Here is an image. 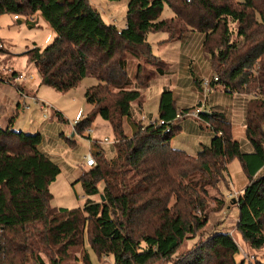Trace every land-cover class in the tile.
Returning a JSON list of instances; mask_svg holds the SVG:
<instances>
[{
    "label": "trees",
    "instance_id": "obj_1",
    "mask_svg": "<svg viewBox=\"0 0 264 264\" xmlns=\"http://www.w3.org/2000/svg\"><path fill=\"white\" fill-rule=\"evenodd\" d=\"M164 6L172 18L160 19ZM3 14L27 21L39 14L54 33L46 47L22 53L40 85L67 93L85 78L96 81L84 92L91 108L71 138L89 139L86 130L100 118L115 135V152L107 159L102 149L94 151L96 166L77 179L87 197L81 208H51L49 185L60 169L40 150L41 134L14 130L13 117L0 127V264H63L78 249L82 264H90L85 237L98 258L111 256L115 264H237L239 248L230 233L207 234L177 255L203 233L209 214L223 209L220 185L234 159L248 179L235 202L236 231L250 249L264 247V0H128L122 29L104 23L88 0H0ZM185 31L197 32L205 48L218 36L209 57L217 56L223 71L209 85L220 84L230 95H252L244 109L250 150L243 151L231 122L214 108L197 117L212 134L209 144L195 156L173 149L170 142L181 122L176 116L188 109L176 106L169 88L162 89L158 100L156 120L164 124L144 126L134 118L133 106H140L153 74H143L139 62L129 75V60L149 64L156 59L147 40L150 33L181 39ZM154 66L157 76L166 74ZM19 75H0V82L24 94L25 85L16 84ZM125 122L133 127L130 136L124 133Z\"/></svg>",
    "mask_w": 264,
    "mask_h": 264
},
{
    "label": "rangeland",
    "instance_id": "obj_2",
    "mask_svg": "<svg viewBox=\"0 0 264 264\" xmlns=\"http://www.w3.org/2000/svg\"><path fill=\"white\" fill-rule=\"evenodd\" d=\"M88 1L99 12L104 23L114 25L117 29H122L125 26L128 0L118 2L107 0ZM172 17V11L164 6L160 19H170ZM32 22L33 25L30 27L27 19L23 16H19V20H15L13 15L10 14L0 16V49L3 50L0 51V75L10 77L11 72H16L18 75L33 76L34 78L33 81L28 79L29 81L16 82V84H24L26 87L22 92L27 96L23 98L16 92L13 85L0 82V125H3L6 119L13 117L12 126L14 130L26 134H41L40 150L47 154L60 169L55 181L49 185V192L52 195L50 207L69 210L81 208L87 197H85L82 186L77 182V179L81 174L88 171L83 167L84 157L89 151L93 154L99 148L103 150L105 158H112L115 152L114 146L113 144L102 143L98 147H92L90 140L84 136L81 137L75 134L71 138L73 123L80 121L91 108L84 99V92L86 88L95 85L96 81L89 77L85 78L76 88L67 93H58L50 87L40 85V77L37 71L29 64L27 57L22 56V53L33 46L46 47L53 41L54 33L39 14L36 21L34 18ZM183 36L181 39H177V37L168 38L164 32L150 33L147 40L152 55L156 59L150 58L149 64H145L143 60L136 62L134 59H130L127 67L128 74L132 75L137 63L140 62L144 71L143 74L152 72L153 82L151 84L169 86L176 79V73L180 71L183 75L187 68L186 75L191 84L185 79L179 84V87L187 88V94H181L180 96L179 87L176 88L175 92L177 99L182 100L181 107L188 109V112H193L199 107L206 109V105L209 109L214 105H219L221 108L218 112H223L226 118L232 122L234 137L242 144L243 151L250 150V146L246 142L245 136H243V125L245 105L252 95L247 96L242 93L230 95L224 91L220 84L205 86L206 80L210 82L215 77H219V74L223 71V66L219 64L217 56L215 58L209 57V53L215 49L218 36L214 37L206 48L201 43V37L197 32L185 31ZM180 55H182L181 58ZM210 56L212 55L210 54ZM157 62H160V65ZM178 62H182L183 69L177 65ZM152 64H156L167 75L157 76L153 73L155 66ZM191 79H195L196 83L193 84ZM198 84H201V89L197 88ZM212 89L214 92L207 98L206 96L212 92ZM191 93H193L194 99L189 98ZM36 101L51 106L52 109L48 112L47 119L43 118V113L39 110ZM17 102L25 103L29 109L22 110L20 105L16 106ZM156 104L157 101L147 102L144 112L148 116H144L148 119H150V116L153 119L157 118ZM187 106L191 107L188 108ZM138 108L140 106H133L134 110H138ZM55 113L60 114L63 121H59L58 115ZM134 118L140 122L138 116ZM180 120V131L172 138L171 147L182 150L190 156H195L200 151L201 146L209 144L211 132L206 123L200 119L184 118V120ZM92 129L98 130L94 135V138L97 137L98 140L102 141L103 138L107 137L113 142L115 139L109 125L100 118H97ZM123 129L127 136H130L133 131V127L127 122L123 124ZM68 139H70V142ZM225 178L226 182L220 185L225 200L223 209L218 213H210L208 225L203 233L186 242L177 255L185 254L191 250L194 245L202 242L207 234L222 232L230 233L238 245L239 250L235 256L237 264H253L256 260L264 263V247L259 250L250 249L243 242L235 228L238 219L235 202L248 183L247 176L238 159L230 162ZM102 187L103 185L100 183L98 189L101 190ZM93 200L98 201V197H94ZM84 247L89 255L90 264H115L111 256L98 258L92 251L86 237ZM82 255V249H78L76 252L72 251L63 264H82ZM44 261L48 262L45 258ZM154 264L168 263L157 262Z\"/></svg>",
    "mask_w": 264,
    "mask_h": 264
},
{
    "label": "crops",
    "instance_id": "obj_3",
    "mask_svg": "<svg viewBox=\"0 0 264 264\" xmlns=\"http://www.w3.org/2000/svg\"><path fill=\"white\" fill-rule=\"evenodd\" d=\"M35 18V21H36V19L38 18V14H35V15H33V16H31L29 19H28V23H29V25H30V27L33 25V22H32V19H34ZM180 58L182 57V55H180L179 56ZM178 66H180V67H182V69L184 68L183 66H182V62H178V64H177ZM186 68V67H185ZM187 68H186V71H185V76H184V74L183 75H181V73H180V71L178 72V73H176V79L169 85V86H156V85H154V84H151L152 82H153V80L151 81V83L149 84V86L147 87V88H145V89H143L144 91H143V93H141V98H140V100L138 101V102H140V111H137V110H135L136 112H135V116H138V119H139V116L141 115V114H143V115H147L145 112H144V108L146 107V104H147V102H150V101H157V116H158V100H159V96H160V93H161V91H162V89L163 88H169L170 90H172V92H173V94H174V99H175V101H176V106L179 108V109H183L182 107H181V99H177V97H176V94H175V92H176V88L177 87H179V84H181V82L185 79L186 81H188V83L189 84H191V82H190V79H188V77H187V75H186V73H187ZM167 75V74H166ZM179 75H180V77H179ZM191 81H192V79H191ZM185 83V82H184ZM175 84V85H174ZM171 85H173V86H171ZM175 86V87H174ZM171 87V88H170ZM202 87V86H201ZM180 88V96H181V94H187V88L185 89V88H182V87H179ZM212 92L210 93V94H208L206 97L208 98L209 97V95H212V93L214 92V90L212 89L211 90ZM201 93V92H200ZM193 93H191V97H189V98H193V95H192ZM198 94H199V92H198ZM190 95V94H189ZM212 97V96H211ZM197 98V97H196ZM195 98V99H196ZM194 99V98H193ZM184 102H185V100H183ZM19 102V101H18ZM17 102V104H16V106L18 107L20 104ZM21 106V105H20ZM192 106V105H191ZM191 106H187L188 108H190ZM206 107H207V109H209L208 108V105H206ZM21 108H22V106H21ZM210 108H216L215 110H220V106L219 105H214V107H210ZM23 110V109H22ZM148 116V115H147ZM150 118V120H156V119H153V117H149ZM9 120L10 119H6V121H5V123L3 124V125H0V127L2 128V129H4L7 125H8V123H9ZM230 121V120H229ZM231 122V121H230ZM231 124H232V122H231ZM98 130H94V134H93V138H94V135L96 134V132H97ZM243 131H244V135L243 136H245V127H244V125H243ZM211 136H212V134L210 135V137L209 138H211ZM232 136H233V138L235 139V137H234V131H233V124H232ZM94 139H96V140H98V138L97 137H95ZM237 140V139H236Z\"/></svg>",
    "mask_w": 264,
    "mask_h": 264
},
{
    "label": "built area",
    "instance_id": "obj_4",
    "mask_svg": "<svg viewBox=\"0 0 264 264\" xmlns=\"http://www.w3.org/2000/svg\"><path fill=\"white\" fill-rule=\"evenodd\" d=\"M17 17L15 16L14 19H16ZM30 80V81H33L34 78L33 76H29V77H26L24 75H19L17 78H16V81H26V80ZM28 80V81H29ZM214 80H216V78H214ZM209 85V81H205V86ZM26 97V95L24 94H20V97L23 98V97ZM37 105H38V108L39 110L43 113V118L44 119H47V115H48V112L51 111V106H48L46 105L45 103H41V102H38L36 101ZM21 106H22V109L23 110H28L29 107L25 105V103L23 102H20L19 103ZM202 111H205V109H203V107H199L197 109H195L193 112H187V113H184V114H177L176 118L177 119H182V118H197L198 115L202 112ZM139 121L141 122L142 125L146 126L148 124H154V123H157L159 125H162L164 124L162 121H157V120H150L148 119L146 116L142 115L140 116L139 118ZM77 122H74L73 123V128L75 126ZM85 134L87 136H89V140L92 144V147L94 146V144H102V143H109V144H113V142H111L107 137L103 138L102 141L101 140H96L93 138V134H94V129L92 128H89L86 130ZM92 137V138H91ZM96 160L93 156V154L91 153V151H89L87 153V155L84 157V162H83V167H85L86 169H89V168H92V167H95L96 166Z\"/></svg>",
    "mask_w": 264,
    "mask_h": 264
},
{
    "label": "water",
    "instance_id": "obj_5",
    "mask_svg": "<svg viewBox=\"0 0 264 264\" xmlns=\"http://www.w3.org/2000/svg\"><path fill=\"white\" fill-rule=\"evenodd\" d=\"M73 135V134H72ZM101 199H103V197H101Z\"/></svg>",
    "mask_w": 264,
    "mask_h": 264
}]
</instances>
